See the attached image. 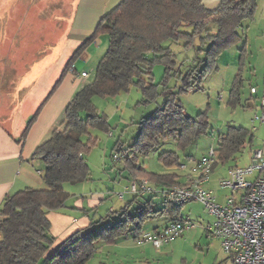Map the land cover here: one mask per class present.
Listing matches in <instances>:
<instances>
[{
	"label": "trees",
	"instance_id": "trees-1",
	"mask_svg": "<svg viewBox=\"0 0 264 264\" xmlns=\"http://www.w3.org/2000/svg\"><path fill=\"white\" fill-rule=\"evenodd\" d=\"M255 8L256 0H220L213 9L205 7L202 0H121L100 18L93 33L69 56L50 90L51 93L60 84L86 45L100 33L108 36L107 48L95 66L93 78L77 89L66 104L60 120L61 128L53 130L32 153V158L43 164L40 177L44 188L24 187L3 199L0 207V264H85L97 252L99 242L114 244L117 238L126 237L131 232V238L137 240L148 219H183L179 216L181 204L164 201L163 188L152 192L147 199L139 200L141 192H137L128 203L91 219L86 227L53 246L55 237L50 233L46 214L59 209L68 197L64 183L74 184L89 178L85 153L90 151L96 138L88 136L83 140L82 135L89 134L90 127L109 129L105 115L96 111L93 97L114 95L128 90L131 84L141 89L145 102L155 100L159 95L164 99L149 115L139 120L136 138L121 153L124 168L130 179L146 178L154 185L165 187L180 184L177 173L149 171L138 164L139 158L148 155L160 140L171 138L184 150L196 136L206 132V114L186 115L176 94L201 88L206 74L217 68L220 53L242 39L238 28L243 20L253 17ZM180 42L185 48L198 45L196 49L203 58L186 73L179 72L177 77L181 86L174 92L167 85L177 71L176 54L170 45ZM239 51V67L229 92L228 103L232 107L241 103L245 44ZM156 63L164 66V75L157 84L162 85L159 92L152 82V68ZM42 105L27 119L18 142L25 139ZM250 140L251 134L246 127L228 125L225 132L218 135L213 147L217 158L211 169L218 162L235 159V154ZM116 144L121 152V143ZM158 159L165 167L179 165L174 150L162 151ZM158 195L162 200L156 207L153 197Z\"/></svg>",
	"mask_w": 264,
	"mask_h": 264
},
{
	"label": "rangeland",
	"instance_id": "rangeland-1",
	"mask_svg": "<svg viewBox=\"0 0 264 264\" xmlns=\"http://www.w3.org/2000/svg\"><path fill=\"white\" fill-rule=\"evenodd\" d=\"M71 5L72 0H10V18L6 28L8 35H5L4 38L6 46L8 37H10L11 62L10 69L7 68L5 79L0 82V86H6L9 82H13L15 70L23 68L24 65L35 66L38 51L48 47L49 45L46 43L54 41L56 36H59V46H64V52L57 57V61L52 63V69L58 66L60 71L63 68L73 47L77 45L71 46L73 42L63 41ZM1 38L2 31L0 30V48L4 41ZM165 43L167 44V42ZM182 44L183 42L170 45L176 54L177 66L175 69L177 71L169 79L167 85L174 92L179 91L181 86L177 77L179 72L186 73L203 58V54H200L196 49L198 45L185 48ZM216 65L217 68L211 69L202 80L201 88H192L176 94V99L180 101L186 115L195 117L199 112L206 114L208 121L206 132L196 136L184 150L176 146L175 141L171 138L160 140V144L148 155L139 158L138 164L149 171L175 172L178 174V180L185 182L187 175L193 173L192 168L201 157L208 155L211 147L216 146L218 135L224 133L228 125L247 126L250 111L248 108H243L241 103L249 91V71L245 68L243 72V84L240 87L241 103L232 107L228 100L236 65L234 63L227 64L223 58H218ZM94 69L95 65L89 71L87 81L93 78ZM163 75L164 66L162 63L154 64L152 82L157 85ZM30 77L32 75L27 78ZM161 86L157 85L158 92L161 91ZM2 91L5 92L0 89V96ZM30 93L27 95V104L19 107L16 112L12 110L7 121V129L14 136L22 132L27 116H31L38 107L37 104L33 105L34 100L36 103L39 101L37 93L33 90ZM163 99L164 96L159 95L155 100L143 101L142 91L135 84H131L128 90H121L114 95L93 97L92 101L96 111L105 115L109 129L105 131L97 127H90L88 128L89 134L82 135L83 140H87L88 136L96 138L94 145L90 146V151L85 153V159L89 166V178L71 185L64 183V188H71L75 194L86 193L87 196L95 192L109 193L102 200V205L96 212L98 217L105 215L110 206L118 209L124 204L118 199V193L124 192L127 199L131 198V193L125 192L124 189L125 186L129 187L131 184L129 174L123 165L124 161L121 157L116 160L112 159V154L117 153L121 156V153L125 152V149L137 136L139 120L149 115L161 104ZM3 110L6 112V105ZM26 112L27 114L23 115ZM1 118L4 117L1 116ZM116 143H121V152L117 151ZM164 150H174L178 156L179 165L163 166L158 155ZM250 164L251 159L248 151L243 149L235 154V159L226 163L218 162L210 170L209 177H211V181L215 182L221 176L226 177L228 169L246 168ZM41 166L42 163L37 161L35 169H41ZM196 175L197 173L194 172L192 178ZM34 180L33 185L35 186L32 187L44 188V182L37 172ZM181 182L180 184H184ZM213 185L214 190L212 191L219 199L223 195L230 194L229 189H221L217 184ZM150 196L151 193L143 192L140 193L139 198L147 199ZM155 203L158 207V201ZM179 216L194 223L195 226L165 242L159 248H155L150 242L139 244L131 238V232L127 239L126 237L120 238L122 241L124 240L125 245H121V243L107 245L99 242L97 252L85 264H214L215 260L218 262L219 257L224 256L225 253L220 242L209 238L205 231V226L213 221V217L205 210L203 204L197 200L183 203L180 206ZM167 219L168 217L148 219L143 225L142 233L150 232L153 226L163 225ZM227 260L228 258L222 263Z\"/></svg>",
	"mask_w": 264,
	"mask_h": 264
},
{
	"label": "crops",
	"instance_id": "crops-1",
	"mask_svg": "<svg viewBox=\"0 0 264 264\" xmlns=\"http://www.w3.org/2000/svg\"><path fill=\"white\" fill-rule=\"evenodd\" d=\"M120 1L72 0L71 11L67 18L66 32L63 40L64 42L67 40L73 42L71 46L77 44L76 46L74 45L75 47H73L72 52L93 33L100 18ZM219 2L220 0H202L204 6L209 9L215 8ZM9 18L10 0H1L0 30L2 31L1 39L4 41L0 48V82L5 79V73L7 68L10 69L11 62L10 37H8L6 46L4 38L5 35H8L6 28L9 23ZM238 32L241 34L242 39L222 51L218 58H223V61H226L227 64L234 63L236 65V72L239 67V50L245 44L242 76L246 68L249 71L250 79L248 94L245 96L241 105L250 111L247 126L244 127L250 131L251 140L241 147V151L246 149L252 162L253 152L255 150H261L264 155V0H256L253 17L243 20L242 25L238 28ZM46 44L49 46L38 51V59L35 66L28 67V65H24L23 68L15 70L13 82H9L6 86H0V89L5 90V92L2 91L0 96V207L6 195L24 187L35 186L33 185L35 183L34 177L36 172L40 175L43 164L41 169H35L37 161L40 160L37 158L33 159L32 153L38 144L51 135L53 130L61 128L60 120L66 104L76 90L85 82H88L89 71L94 65L96 66L98 60L107 48L108 36L105 33H100L92 42L86 45L70 69L65 73L60 84L51 93L50 90L63 69L59 71L58 66L52 69V63L57 61L58 56L62 55L64 46H59V36H56L54 41L47 42ZM82 71H85L87 75L81 76L80 73ZM29 75H32V77L27 78ZM251 87L255 88V92L252 93L250 91ZM32 90L37 93V100H39L38 103L34 100L33 105L37 104L39 106L41 103L43 105L25 139L18 142L17 139L20 134L14 136L7 129V121L12 110L16 112L19 107L27 104V95H30V91ZM5 105L7 106L6 112L3 110L5 109ZM25 114L27 112L23 115ZM255 114H258L261 119H254ZM1 116L4 118L2 119ZM192 172L197 173L195 166L192 168ZM193 173L187 175L185 182L192 178ZM256 174L247 175V178L250 179ZM223 177H219L215 182L213 180L211 181V177H208L202 185L205 188L214 190L213 184H217L219 187L218 181ZM133 180L135 179H130L131 182ZM149 184L155 186L154 188L157 192L165 187L161 184L154 185L150 182ZM129 187L125 186L124 189L125 192L128 191L131 193L130 199L124 196V192L118 193V199L123 201L124 204L128 203L134 196V192ZM65 190L68 192V197L65 199L63 205L59 209L48 211L46 214L50 221V233L55 237L53 246L60 243L74 231L86 227L91 219H96L98 217L96 212L102 205V200L109 195L106 192H95L87 196L86 193L75 194L71 188H66ZM229 195H231V192ZM229 195H223L220 199L218 197L217 199L223 202ZM138 199L140 200L139 197ZM153 200L160 203L162 197L158 195L153 197ZM111 209H114V207L110 206L109 210ZM169 220L170 218L161 226H153L150 232L160 230ZM128 237L129 235L126 236V239ZM120 238L116 239L115 245L118 243L125 245L124 240L122 241ZM209 238L219 241V239L214 237L209 236ZM219 258V261L216 262L217 260H215L214 264H230V257L227 253L224 256L221 255ZM226 258L228 260L222 263Z\"/></svg>",
	"mask_w": 264,
	"mask_h": 264
},
{
	"label": "built area",
	"instance_id": "built-area-1",
	"mask_svg": "<svg viewBox=\"0 0 264 264\" xmlns=\"http://www.w3.org/2000/svg\"><path fill=\"white\" fill-rule=\"evenodd\" d=\"M81 76L87 73L82 71ZM250 91L255 92L251 87ZM254 119H261L258 114ZM117 153L112 159H119ZM216 153L211 147L208 155L196 163L197 175L184 184H174L162 190L164 201L179 205L191 200L200 201L213 221L205 226L208 236L219 239L221 247L230 257V264H264V155L253 152V161L246 168H231L227 176L219 179L221 189H229L231 195L220 202L214 192L202 184L209 177ZM257 173V174H256ZM256 174L250 179L247 175ZM129 189L134 192H155L146 178L133 180ZM195 225L187 219L169 221L160 230L142 233L139 244L150 242L159 248L170 239L181 235Z\"/></svg>",
	"mask_w": 264,
	"mask_h": 264
}]
</instances>
